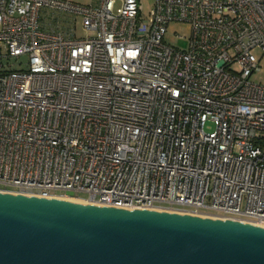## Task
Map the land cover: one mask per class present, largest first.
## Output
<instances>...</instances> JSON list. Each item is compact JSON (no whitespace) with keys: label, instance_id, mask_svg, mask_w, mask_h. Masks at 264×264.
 <instances>
[{"label":"built area","instance_id":"2783aa9c","mask_svg":"<svg viewBox=\"0 0 264 264\" xmlns=\"http://www.w3.org/2000/svg\"><path fill=\"white\" fill-rule=\"evenodd\" d=\"M145 1L0 0V190L264 223V0Z\"/></svg>","mask_w":264,"mask_h":264},{"label":"water","instance_id":"95a60500","mask_svg":"<svg viewBox=\"0 0 264 264\" xmlns=\"http://www.w3.org/2000/svg\"><path fill=\"white\" fill-rule=\"evenodd\" d=\"M0 264H264V227L0 190Z\"/></svg>","mask_w":264,"mask_h":264},{"label":"rangeland","instance_id":"374dc122","mask_svg":"<svg viewBox=\"0 0 264 264\" xmlns=\"http://www.w3.org/2000/svg\"><path fill=\"white\" fill-rule=\"evenodd\" d=\"M74 2H80V3H88L90 0H71ZM152 0H146L145 1V11H148L150 6H151ZM76 28H77V34L79 36L81 35H85L86 33L82 30L81 28V17L80 15L76 16ZM176 34H181L185 37L188 36V25L184 22H171L168 25V40L173 42L174 44H177V46L179 47H186L187 42L185 38L179 39L176 38L175 35ZM255 53L257 54L258 57V63H259V69L254 71L251 76L250 79L254 80V81H259L264 83V54H261V50L259 48H255L254 49ZM4 48L0 47V53L3 54ZM0 60H2V62L5 64H7V62H15L17 63L18 67H26V60H27V54L21 55L19 58H7L6 56H0ZM18 62H21L20 64ZM205 130L209 131L212 130L214 128V124L212 121L208 120L205 125H204ZM74 193V192H73ZM76 194V193H74ZM79 195L84 196V193H80Z\"/></svg>","mask_w":264,"mask_h":264},{"label":"bare ground","instance_id":"6f19581e","mask_svg":"<svg viewBox=\"0 0 264 264\" xmlns=\"http://www.w3.org/2000/svg\"><path fill=\"white\" fill-rule=\"evenodd\" d=\"M55 198H59V199H63V200H66V201H71V202L84 203V204H87V203H90L91 204V203H93V202L87 201V200H85L84 198H81V197L55 196ZM94 204H97V203H94ZM179 212H182V211H179ZM210 216H212V215H210ZM247 222H249V221H247ZM249 223H251L253 225H256V226L264 227V223H257V222H249Z\"/></svg>","mask_w":264,"mask_h":264}]
</instances>
